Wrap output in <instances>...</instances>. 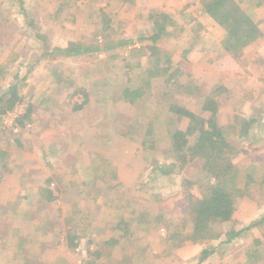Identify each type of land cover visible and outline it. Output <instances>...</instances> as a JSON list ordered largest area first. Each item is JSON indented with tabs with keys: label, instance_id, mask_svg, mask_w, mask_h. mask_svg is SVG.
Here are the masks:
<instances>
[{
	"label": "rangeland",
	"instance_id": "obj_1",
	"mask_svg": "<svg viewBox=\"0 0 264 264\" xmlns=\"http://www.w3.org/2000/svg\"><path fill=\"white\" fill-rule=\"evenodd\" d=\"M209 1L0 0V264H264V0H232L258 27L239 50ZM198 118L218 160L174 148ZM219 178L229 216L197 230Z\"/></svg>",
	"mask_w": 264,
	"mask_h": 264
},
{
	"label": "trees",
	"instance_id": "obj_2",
	"mask_svg": "<svg viewBox=\"0 0 264 264\" xmlns=\"http://www.w3.org/2000/svg\"><path fill=\"white\" fill-rule=\"evenodd\" d=\"M226 2L227 0H211L205 4V10L214 18L219 19L220 23L226 24L229 22V30H228V33L230 34L228 36L229 43L231 44L234 42L235 45L234 47L236 48L238 47L239 50L249 44L253 35L255 36V34L257 33L258 27L256 25V22L242 9H240L237 3L235 4L232 1L233 5L231 8L228 6V4H227V8H224L223 6L224 4H226ZM154 24H155L154 30L151 31V33L144 38L151 42V46L149 47L153 49H154V43H156L160 34H163L164 32L161 23L154 22ZM73 52L77 53V51H73ZM167 69L168 67L160 68L157 66L156 68L155 65V72L156 71L165 72ZM153 70L154 69H147L146 71H148L149 73ZM6 94H8V99L5 100L2 105L6 107L5 109L11 110L15 107L19 99L18 89L16 84H10L8 90L4 92V95ZM4 95L0 97V101L3 100L2 98ZM123 95H124L123 98H128V97L137 98L139 96V93L138 91L127 92V90H125L123 92ZM183 111L184 113H186L191 117L190 119L193 118L192 114L185 112V110ZM29 113H30V107H27L23 114L18 115L17 121L19 126L20 124L22 125V121H23L22 119L24 117H27ZM191 130L192 131L196 130L197 134L194 138V143L191 146L192 148L190 147L188 148L190 150L188 151L187 155H186L187 151L185 153L183 147V145L186 144V141L180 144L181 137L184 135V133L176 131V134L174 135V137H176L174 148L176 149V151L181 152L180 156H182V153H184L183 155L185 156H188L190 153V155L192 156L199 154L203 157H207L208 159L213 158L214 160H218L220 154L223 153V149L228 147V143L226 142V139L224 138L220 127L217 126L215 121L211 118L207 120L198 118L194 128ZM217 163L218 162H216L215 166L218 165ZM217 168H220L219 165L217 166ZM222 184H223L222 178L213 181L211 184H209L207 192L202 193L200 197L194 198V201H192L190 210L195 212L194 227L197 230L206 227V220L209 217H220L226 219L229 216L231 210L230 209L231 199L229 197V194H226V192L223 190ZM204 253L207 254L208 251H204Z\"/></svg>",
	"mask_w": 264,
	"mask_h": 264
}]
</instances>
